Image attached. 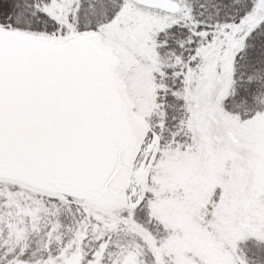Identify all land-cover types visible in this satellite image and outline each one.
<instances>
[{
    "label": "snow or ice",
    "instance_id": "obj_1",
    "mask_svg": "<svg viewBox=\"0 0 264 264\" xmlns=\"http://www.w3.org/2000/svg\"><path fill=\"white\" fill-rule=\"evenodd\" d=\"M0 264H264V0H0Z\"/></svg>",
    "mask_w": 264,
    "mask_h": 264
}]
</instances>
